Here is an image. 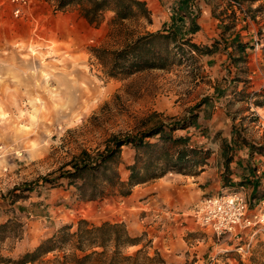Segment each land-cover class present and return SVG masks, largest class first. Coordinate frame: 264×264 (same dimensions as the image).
Here are the masks:
<instances>
[{
    "label": "rangeland",
    "instance_id": "rangeland-1",
    "mask_svg": "<svg viewBox=\"0 0 264 264\" xmlns=\"http://www.w3.org/2000/svg\"><path fill=\"white\" fill-rule=\"evenodd\" d=\"M11 9L10 0H0V264H20L25 253L49 239L55 250L32 264H61L56 259L61 261L76 243L62 231L75 232L81 220L88 227L120 223L134 238L135 245L119 247L121 256L133 258L112 260L114 246L109 243L105 264H196L191 255L199 248L204 264H264V235L254 238L250 255L242 260L234 245L226 247L228 238H218L196 223L193 211L198 201L187 207L194 228L182 227L186 222L176 227L172 220H157L161 212L150 195L140 197L141 203L125 217L122 193L142 183L128 187L133 161L126 160L122 147L96 171L66 174L71 159L84 151L93 162L112 137L136 136L157 124L166 130L174 124L182 127L199 111L200 95L212 93L211 70L203 58L184 46L174 50L176 56L165 69L112 77L109 58L103 65L95 49H117L149 31V21L141 13L113 21V11L106 9L90 23L78 5L59 10L52 0H29L17 17ZM245 9L248 17L258 16L257 34L264 44V0ZM255 99L247 96L250 104ZM241 105L229 101L225 106L234 113ZM247 117L246 129L251 121ZM189 131L177 128L172 135L190 137ZM195 144L189 140L199 149ZM161 152L157 149L152 155L160 158ZM141 157L147 160L148 152L142 151ZM202 157L177 173L196 174L213 155L210 152L205 161ZM157 161L156 167H161L164 159ZM64 226L69 230H62ZM163 241L173 244L170 257Z\"/></svg>",
    "mask_w": 264,
    "mask_h": 264
},
{
    "label": "crops",
    "instance_id": "crops-1",
    "mask_svg": "<svg viewBox=\"0 0 264 264\" xmlns=\"http://www.w3.org/2000/svg\"><path fill=\"white\" fill-rule=\"evenodd\" d=\"M142 1L149 12L150 32H165L175 23H181L185 38L209 48L208 53H198L197 56L203 58L205 66L211 70L212 93L200 95L195 122L186 129H190L187 133L190 142L194 146L197 142L200 148L210 150L213 158L206 160L196 174L169 172L136 186L123 197L121 203H125V208L121 213L125 217L131 216L135 205L141 203L138 199L150 195L161 212L157 220H172L176 227L186 222L182 227L194 228L187 207L227 187L245 195L249 214L256 212L258 203L264 201V44L257 34L258 16L243 17L227 0H189L184 7H181L182 0ZM261 1H245L244 6L251 8ZM194 24L198 27L196 30H193ZM249 94L261 104L248 103ZM229 101L243 107L231 113L225 106ZM247 116L251 121L246 129L243 120L248 119ZM121 152L127 155L128 162L133 161L135 148L131 144L122 145ZM137 228L146 229L143 226ZM161 228L156 230L158 238ZM226 238L231 241L225 244L227 248L235 246L232 238ZM256 241H253L252 248ZM162 243L170 257L173 244ZM201 251L199 248L191 255L196 264L205 262Z\"/></svg>",
    "mask_w": 264,
    "mask_h": 264
},
{
    "label": "trees",
    "instance_id": "trees-1",
    "mask_svg": "<svg viewBox=\"0 0 264 264\" xmlns=\"http://www.w3.org/2000/svg\"><path fill=\"white\" fill-rule=\"evenodd\" d=\"M55 6L59 10H63L71 5H78L80 13L90 23L97 21L99 14L110 9L113 11V21H123L136 13H141L147 21H150L149 12L142 0H52ZM181 7H184L189 0H182ZM242 4L245 1L253 2L256 0H236ZM184 8H181L183 10ZM185 12V11H184ZM182 24L178 23L170 28L168 31L161 32L146 31L143 34L136 36L131 42L112 50L104 48L95 49V55L101 60L103 65L109 63V76H117L119 74L131 75L133 73L147 70V69H165L169 64V58L175 57L174 50L187 46L191 53H208V47H200L197 44L190 41L189 38H185L182 35ZM197 25H193V30H196ZM179 43V44H177ZM264 94V92H263ZM255 104H261V101H254ZM195 122L194 116L187 119V122L182 127L174 124L165 129L163 124L154 125L148 129L141 131L138 135H128L123 138L112 137L109 145L106 146L103 153H101L93 162H90V156L86 152H81L77 157L71 159L68 164L71 169L66 170V174L73 176L82 171H96L100 167L118 153L124 144H131L136 153L134 155L133 163L128 166L129 175L127 180L128 187L136 184L144 183L149 180L161 177L169 171L181 172L182 168L187 163H198V155L203 154L205 158L209 155L210 150L202 148L191 147L189 145V137L185 136H173L172 132L177 128H185L193 125ZM177 126V127H176ZM157 136L154 141H149L147 138ZM182 145V147H178ZM161 150V157L164 162L161 167L157 159L153 157V153L157 150ZM172 149H174L173 152ZM148 152L149 157L147 160H143L141 152ZM201 161V162H202ZM202 165V164H201ZM227 184V183H224ZM130 192V188L123 191V195H127ZM12 201V200H11ZM4 224V223H1ZM70 226H64L62 230H69ZM62 236H74L76 243L74 249L70 253H65L60 259H56L57 262L65 264L67 261H71L73 264H105L107 257V246L109 243H113V251L111 259L121 256L119 247L121 245H135L134 238L129 236L124 226L120 223L103 222L99 226L88 227L85 221H79L78 227L75 232L68 233L62 231ZM52 239L41 242L32 251L27 252L20 259V264H32L39 257H42L55 250V244ZM50 244V245H49ZM122 259H131L133 256L125 255L121 256ZM113 263V262H111Z\"/></svg>",
    "mask_w": 264,
    "mask_h": 264
},
{
    "label": "built area",
    "instance_id": "built-area-1",
    "mask_svg": "<svg viewBox=\"0 0 264 264\" xmlns=\"http://www.w3.org/2000/svg\"><path fill=\"white\" fill-rule=\"evenodd\" d=\"M227 1L243 17H248L244 4L236 0ZM10 3L15 17L29 6V0H10ZM263 208L264 201H260L258 210L249 214L245 195L227 187L201 199L195 206L193 217L196 223L210 229L218 238H232L235 241L234 250L241 258H246L250 255L254 238L258 234L264 235Z\"/></svg>",
    "mask_w": 264,
    "mask_h": 264
}]
</instances>
